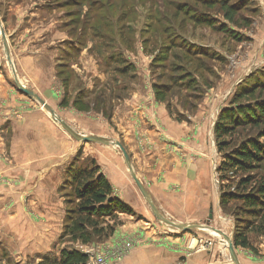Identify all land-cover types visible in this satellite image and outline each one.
<instances>
[{
  "label": "rangeland",
  "instance_id": "374dc122",
  "mask_svg": "<svg viewBox=\"0 0 264 264\" xmlns=\"http://www.w3.org/2000/svg\"><path fill=\"white\" fill-rule=\"evenodd\" d=\"M244 1L246 0H232L233 3L239 4ZM254 1L257 5L251 2L242 14L244 19L251 18L253 21L250 28L239 29L245 39L242 43L205 26L196 28L191 15L185 20L182 14L179 19H174L176 6L184 3L191 6V10L194 11L191 14L209 13L215 20L224 22L221 20L218 7L210 10L193 0H0V20L7 35L19 78L79 133L106 136L120 141L131 156L135 153H147V141L142 134L148 133L149 128L144 130L143 127L135 125L128 126L130 127L128 130H123L121 127L126 123L128 112L126 109L131 107L128 104L125 105V102H130L134 94H141L144 103L153 98L154 102L163 105L166 114L175 123L186 124L194 121L197 124H195L196 128L203 127L204 123L209 124L207 136L214 159L213 167L216 176L214 181L221 193L217 173L221 156L216 148L214 133L212 134L214 147L210 141L211 131L214 132L215 127L212 123L215 121L216 124L219 113L229 106L232 97L240 87L252 85L260 88L257 95L246 99L247 101L264 99V0ZM252 8L257 14L253 13ZM167 19L168 23H166ZM123 25H127V32L132 40L130 49H126L124 55L136 69L134 78H132L134 72H130L131 70L126 76H121L117 72L120 64L115 59H119L124 51V48L119 47L120 30L118 31L117 28ZM169 25H171L172 35L177 36L176 38L173 36L176 47H173L175 49L168 57H159L165 56L163 52L166 53L161 47L171 42L164 33ZM156 38L158 40L154 42L152 48L146 49L144 41L153 42ZM184 42L191 46L189 49L191 53H188L186 49L188 46L182 45ZM124 47L127 46L124 45ZM205 51L209 53L206 54ZM83 54L93 62V65L88 66L89 70H95V72L83 71V73L75 69V67H81L80 61ZM156 55L158 56L155 60H161L159 63L161 65L152 67ZM28 56L38 58L32 59V64L30 62V65L24 67L20 64V59ZM189 74L197 79L196 85L199 89L196 85L194 87L188 83L186 79ZM0 76L3 79V86L0 85V129L2 131H8L9 121H12V118L5 116L6 114L2 111L5 105L7 109H10L8 105L12 102L15 105L17 103L25 106L28 102L32 109L45 111L37 102L17 89L7 62L1 35ZM250 76H253L251 80ZM67 78L72 81L69 93L66 90ZM154 85L161 86L160 92L163 94L162 99L165 103L157 101ZM123 89L126 91H122ZM80 93L83 94V104L77 107L75 102L80 98ZM17 96L21 97L17 99ZM98 99L99 102L104 101V103L97 104ZM123 104L125 105L123 110L119 109ZM87 106L89 110H86ZM118 109L119 112H117ZM252 131V129L244 131L246 132L244 137L252 134ZM8 134L10 135L5 134L8 142L0 144V196L6 193L3 190H10L12 187L22 198L23 176L16 173L20 167L10 157L8 148L12 134L10 131ZM70 139L77 143L72 137ZM82 144L72 159L67 162L62 187H60V192L66 200L68 216L72 218L71 222L77 218L75 209L78 203L74 196L76 184L72 183V179L81 169L92 167V163H95L98 172L107 179L111 178V174L114 176V173H121L122 177V173L125 172L127 186L135 184L127 172L121 152L116 147L108 149L94 143ZM173 147L179 151L177 144L167 145L168 150H173ZM251 175L256 179L264 176V163ZM110 180L113 196L123 201L121 196H124L123 188L127 189L126 184L124 186L119 183V186L116 184L118 182L112 179L113 184ZM145 185L153 197L154 191L151 186L146 183ZM135 190L143 209L147 212L143 214L144 216H150L153 223L160 228H166L175 232L176 235L189 234L190 239L195 240L193 244L191 243V253L197 252L196 250L200 248L201 252H206L209 259L211 256L209 260L211 264H233L228 245L224 246L220 237L205 231L194 230L185 233L171 230L154 217L137 186ZM162 213L175 221L167 212L162 210ZM136 215L138 216V213ZM142 216L140 218H143ZM119 217L115 215L112 219L103 220L98 230L104 228L106 233L110 234L112 228L116 229L122 224ZM215 219V222L210 225L221 228L234 239L235 231H242V228L247 226L249 228L257 226L261 218L250 215L242 201L231 203L225 211L221 208L219 201ZM208 220V214H206V217L198 223H206ZM248 222H251L252 226ZM105 235L93 237L94 242H98L93 245H83L81 241L69 242L71 237L63 239L62 242L66 244L65 246L77 248L82 252L86 247L102 244L109 237L107 235L104 238ZM250 240L256 251L242 248L236 250L242 264H264V237L252 232ZM0 261L3 264L7 262L32 264L28 260L23 263L10 257L1 246Z\"/></svg>",
  "mask_w": 264,
  "mask_h": 264
},
{
  "label": "crops",
  "instance_id": "0c3cea01",
  "mask_svg": "<svg viewBox=\"0 0 264 264\" xmlns=\"http://www.w3.org/2000/svg\"><path fill=\"white\" fill-rule=\"evenodd\" d=\"M34 58L38 57L21 58L20 64L28 66ZM80 62L81 67H75L77 71L95 72L89 70L88 65H93V62L85 54ZM2 82L0 76V85ZM17 97L19 99L21 96ZM131 100L125 102L131 107L126 109V123L121 127L123 130L135 125L144 130L149 128L148 133L142 134L147 141L148 152L135 153L133 157L129 155L138 177L154 191L153 198L159 209L167 212L176 222L198 223L206 214L209 218L207 222H215L221 193L214 181V159L207 136L209 124L204 123L200 128H196L194 121L178 124L168 117L165 107L154 102L153 98L144 103L141 94H134ZM125 105L119 109L123 110ZM8 106L10 109L5 105L2 111L12 121H9L8 131L0 129V144L8 142L5 134L10 135V131L12 135L8 151L20 167L16 173L23 176L24 193L20 198L15 192L17 190L11 187L10 190H3L6 193L0 196V246L17 261L25 263L28 260L37 264L45 257H60L61 249L66 245L62 242V235L66 226L67 205L60 187L67 162L83 144L73 142L48 112L32 109L28 102L26 106L13 102ZM138 122L140 124H136ZM212 125H215V121ZM213 133L211 131L210 141L214 147ZM168 144H177L179 151H176V147L168 150ZM122 175L114 173L111 178L118 182L117 185L126 184L127 191L123 188L124 196L121 198L134 210V214L119 213L122 224L109 239L98 245L110 254L111 263L211 264V256L209 259L206 252L191 253V243L195 240H191L189 234L176 235L154 224L150 216H144L147 212L137 196L135 184L127 186L126 173ZM111 178L108 177L109 180ZM211 212L214 215L212 219Z\"/></svg>",
  "mask_w": 264,
  "mask_h": 264
},
{
  "label": "trees",
  "instance_id": "16d2710c",
  "mask_svg": "<svg viewBox=\"0 0 264 264\" xmlns=\"http://www.w3.org/2000/svg\"><path fill=\"white\" fill-rule=\"evenodd\" d=\"M193 1L210 10L217 9L218 7L221 15L220 17L222 18L221 20L224 22H219L217 19L215 20L209 13L197 12V14H191L194 12L191 10V6L184 3L176 6L174 19H179L182 14L185 20L190 18L191 15V20L196 28L202 26L208 27L210 30L228 35L236 42L240 43L245 40L239 29L250 28L253 21L251 18L244 19L242 14L251 2L253 5H257L254 0H246L241 2V4L233 3L232 0ZM252 11L257 14L256 10H253V8ZM166 21V23H168L169 20L167 19ZM168 27L169 28H166L164 33L167 34V38L171 42L161 47V49H165L166 53L163 52L162 54H165V56L160 55L159 57H168L169 54L173 53L172 50L175 49L173 47H176L173 39L174 35H172L170 30L171 25ZM117 30H120L119 47H121V49L124 48V51H122L123 55H119L120 58L115 59L116 62L120 64V67L117 68V72H119L121 76H126L131 70L130 72H134L132 75V78H134L136 77V69L133 64L129 63L124 55V52L130 49L129 46L132 41L127 32V25H123L117 28ZM174 37L176 38L177 36ZM157 40L158 38L153 42L145 40L146 49H151L152 45ZM123 44L127 47L125 48ZM182 45L188 46L186 49L188 53H191V51L189 52L191 46L188 45L187 42H184ZM205 53L208 54L209 52L205 51ZM157 56L158 55L154 57L152 67L161 65L159 64L161 60H155ZM251 77L253 76H250V80ZM186 80L194 87L197 84V79H195L192 74H189ZM65 82L68 92L71 89L70 85L72 86V81L67 78ZM160 87V85H154L157 101L159 103H165L162 99L163 94L160 92ZM197 89H199V87H197ZM259 90L260 88L258 86L253 87L252 85L240 87L232 97L229 106L222 109L219 113L214 127L216 148L218 154L221 156V162L217 168L221 187V208L225 211L228 210L231 203L242 201L246 208H248V213L250 215L261 218L257 226H252V223L248 222L251 223V228L247 226L242 228V231L239 230L240 232L235 231L233 242L236 250L242 248L256 251L250 240V234L252 232L264 237V176L256 179V177L251 175L253 171L259 170L264 163V99H256L252 102L246 100L255 97ZM122 91L126 90L123 89ZM82 93H80V98L75 102V106H81L83 104ZM99 99L97 100V104H103L104 101L99 102ZM86 110H89L88 106ZM107 111L105 113H107ZM247 129H252V134H247L244 137L246 133L244 131ZM240 130L241 132H239ZM98 171L95 163H92V167L81 169L72 179V183L76 184L74 196L78 201L75 209L77 218L71 222L72 218H69V211H67L66 226L62 239L71 237V241L69 242L81 241L83 245H93L97 242H94L93 237L106 234L103 237L105 238L108 235L109 237L105 239L107 240L115 232V228L111 229L110 234H107L104 228L98 230L103 220L112 219L119 213L134 214L133 209L124 204L119 198L113 196V187L111 183ZM90 228L92 229L91 231ZM60 253V257H45L37 264H86L89 259L88 255L77 248L64 246ZM0 264L3 263L0 261ZM6 264L12 263L7 262Z\"/></svg>",
  "mask_w": 264,
  "mask_h": 264
},
{
  "label": "water",
  "instance_id": "95a60500",
  "mask_svg": "<svg viewBox=\"0 0 264 264\" xmlns=\"http://www.w3.org/2000/svg\"><path fill=\"white\" fill-rule=\"evenodd\" d=\"M0 35L1 39L3 41L4 50L7 58L8 65L12 72V77L14 79V83L17 87V89L23 93L24 95L28 96L30 99L37 102L48 114L51 116V118L62 127V129L75 141L79 143H94V144H100L108 147H116L122 154L125 165L132 176V179L134 180L138 190L142 194L143 198L145 199L146 203L150 207L154 217L168 226L171 230L174 231H180V232H190V231H203V230H213L218 235H220L227 243H228V251L230 255V259L233 264H242L239 255L236 251V248L234 246V242L231 236L226 234L224 231L217 229L215 227H212L210 225V222L199 224V223H182V222H176L172 219L168 218L166 215L162 213V211L157 206L156 202L154 201V198L152 197L150 191L147 189L146 185L142 182V180L138 177L136 174V171L134 169L132 159L127 152L126 148L122 145L121 142L115 141L113 139H109L106 137H101L97 135H85L82 133H79L76 131L71 125H69L64 119L59 117L57 112L43 99L41 98L37 93H35L33 90L29 89L27 86H25L22 81L19 78L18 72L16 70V66L14 64V60L12 57L10 45L7 39V35L5 33L4 27L2 25V22L0 20ZM214 215L210 214V219H212Z\"/></svg>",
  "mask_w": 264,
  "mask_h": 264
},
{
  "label": "built area",
  "instance_id": "2783aa9c",
  "mask_svg": "<svg viewBox=\"0 0 264 264\" xmlns=\"http://www.w3.org/2000/svg\"><path fill=\"white\" fill-rule=\"evenodd\" d=\"M196 251H201V249L199 248ZM82 252L89 256V259L86 264H112L110 261L111 259L110 254L105 252L98 245L92 247H86L82 250Z\"/></svg>",
  "mask_w": 264,
  "mask_h": 264
},
{
  "label": "bare ground",
  "instance_id": "6f19581e",
  "mask_svg": "<svg viewBox=\"0 0 264 264\" xmlns=\"http://www.w3.org/2000/svg\"><path fill=\"white\" fill-rule=\"evenodd\" d=\"M207 233H210L211 235H214V236H218V238L220 237L221 238V243L224 245V246H227L228 243L220 236L218 235L216 232H214L213 230H203Z\"/></svg>",
  "mask_w": 264,
  "mask_h": 264
}]
</instances>
